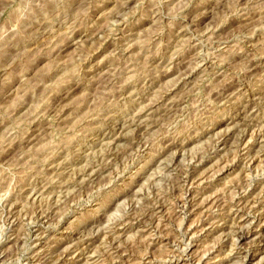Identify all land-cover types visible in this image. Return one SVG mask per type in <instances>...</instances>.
Wrapping results in <instances>:
<instances>
[{
	"label": "rangeland",
	"instance_id": "374dc122",
	"mask_svg": "<svg viewBox=\"0 0 264 264\" xmlns=\"http://www.w3.org/2000/svg\"><path fill=\"white\" fill-rule=\"evenodd\" d=\"M0 264H264V0H0Z\"/></svg>",
	"mask_w": 264,
	"mask_h": 264
},
{
	"label": "bare ground",
	"instance_id": "6f19581e",
	"mask_svg": "<svg viewBox=\"0 0 264 264\" xmlns=\"http://www.w3.org/2000/svg\"><path fill=\"white\" fill-rule=\"evenodd\" d=\"M99 75V74H98ZM255 92V91H254ZM89 114V113H88ZM223 137V136H222ZM260 153H261V151H260ZM145 188V187H144ZM178 257V256H177Z\"/></svg>",
	"mask_w": 264,
	"mask_h": 264
}]
</instances>
